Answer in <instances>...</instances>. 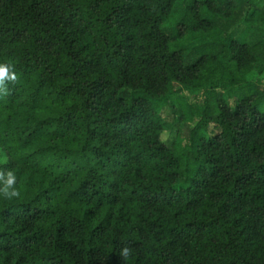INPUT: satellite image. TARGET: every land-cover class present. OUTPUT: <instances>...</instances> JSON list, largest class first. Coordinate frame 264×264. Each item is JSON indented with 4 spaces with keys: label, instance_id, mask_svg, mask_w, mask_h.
<instances>
[{
    "label": "trees",
    "instance_id": "1",
    "mask_svg": "<svg viewBox=\"0 0 264 264\" xmlns=\"http://www.w3.org/2000/svg\"><path fill=\"white\" fill-rule=\"evenodd\" d=\"M179 1L0 0V63L20 77L0 169L21 190L0 197V264H124L125 242L126 264H264V35L232 33L264 9L192 0L178 21ZM220 15L222 36L184 43ZM246 79L233 106L215 95ZM176 84L206 96L182 153L175 111L162 138Z\"/></svg>",
    "mask_w": 264,
    "mask_h": 264
},
{
    "label": "rangeland",
    "instance_id": "2",
    "mask_svg": "<svg viewBox=\"0 0 264 264\" xmlns=\"http://www.w3.org/2000/svg\"><path fill=\"white\" fill-rule=\"evenodd\" d=\"M192 0H181L177 4V17L176 19L180 21L186 10V6L190 4ZM235 3H239L245 0H233ZM258 4L259 9H264V0H252ZM227 9L223 5L222 11L225 12ZM225 21V17L222 15L219 16L218 19V26L217 31L214 33L205 31L202 32H195L194 34H188L187 37L184 38V43L188 46H192L193 44H199L200 39L204 40H216L218 36H222L228 28L222 26V23ZM232 33L234 37L238 38L239 40H248V41H256L260 38V36L264 35V28L262 27L261 23H256L255 25H250L247 21L241 20L239 24H237L233 29ZM203 42L200 41V43ZM255 68L260 69L261 65L256 64ZM247 81L245 80L240 83L230 84L228 86H220L216 89L215 95L217 97H221L225 99V101L233 106L235 100L242 96L244 93L247 92L248 88L246 87ZM206 100L205 93L202 90H192L189 89L181 84L175 85V91L170 96L169 102L165 105L163 112H164V119L166 123V127L168 128L169 124L171 123L173 116V112L177 114V116H182V125L181 135L177 137L176 141V149L179 153H182L183 148L188 140V136L191 130L192 125L196 123V120L199 119L198 112L204 105V101ZM211 107L214 106L215 101L212 99L210 100ZM261 109H264V102L260 105ZM210 125V123H209ZM179 126L178 122L173 124L172 129L169 127L163 134L162 138L167 142H173L176 138L177 134V127ZM209 131L207 128H203L199 131V135H208Z\"/></svg>",
    "mask_w": 264,
    "mask_h": 264
},
{
    "label": "clouds",
    "instance_id": "3",
    "mask_svg": "<svg viewBox=\"0 0 264 264\" xmlns=\"http://www.w3.org/2000/svg\"><path fill=\"white\" fill-rule=\"evenodd\" d=\"M19 80L20 77L12 63H0V98L8 96L11 91L9 85H16ZM0 197L7 201L21 198V190L17 186V175L11 169H0ZM132 253V247L126 242L119 249V256L124 264L132 256ZM101 264H104V261H101Z\"/></svg>",
    "mask_w": 264,
    "mask_h": 264
}]
</instances>
